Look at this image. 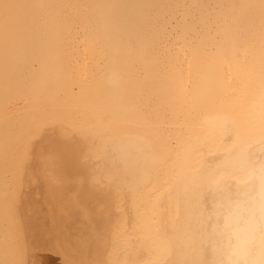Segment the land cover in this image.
Segmentation results:
<instances>
[{"label": "bare ground", "instance_id": "6f19581e", "mask_svg": "<svg viewBox=\"0 0 264 264\" xmlns=\"http://www.w3.org/2000/svg\"><path fill=\"white\" fill-rule=\"evenodd\" d=\"M262 243L264 0H0V264Z\"/></svg>", "mask_w": 264, "mask_h": 264}, {"label": "clouds", "instance_id": "9594fccd", "mask_svg": "<svg viewBox=\"0 0 264 264\" xmlns=\"http://www.w3.org/2000/svg\"><path fill=\"white\" fill-rule=\"evenodd\" d=\"M220 264H264V243L259 247L225 245Z\"/></svg>", "mask_w": 264, "mask_h": 264}]
</instances>
